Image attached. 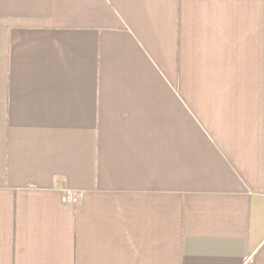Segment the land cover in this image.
<instances>
[{"label": "crops", "instance_id": "1", "mask_svg": "<svg viewBox=\"0 0 264 264\" xmlns=\"http://www.w3.org/2000/svg\"><path fill=\"white\" fill-rule=\"evenodd\" d=\"M0 264H264V0H0Z\"/></svg>", "mask_w": 264, "mask_h": 264}, {"label": "built area", "instance_id": "2", "mask_svg": "<svg viewBox=\"0 0 264 264\" xmlns=\"http://www.w3.org/2000/svg\"><path fill=\"white\" fill-rule=\"evenodd\" d=\"M73 196H74V194L72 191L66 190L65 196H64V201L66 203H71L73 201Z\"/></svg>", "mask_w": 264, "mask_h": 264}]
</instances>
